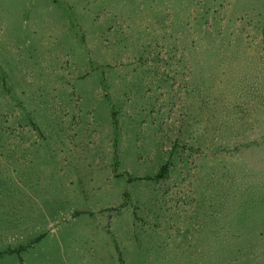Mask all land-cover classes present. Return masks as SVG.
<instances>
[{
  "label": "rangeland",
  "instance_id": "374dc122",
  "mask_svg": "<svg viewBox=\"0 0 264 264\" xmlns=\"http://www.w3.org/2000/svg\"><path fill=\"white\" fill-rule=\"evenodd\" d=\"M0 264H264V0H0Z\"/></svg>",
  "mask_w": 264,
  "mask_h": 264
},
{
  "label": "crops",
  "instance_id": "0c3cea01",
  "mask_svg": "<svg viewBox=\"0 0 264 264\" xmlns=\"http://www.w3.org/2000/svg\"><path fill=\"white\" fill-rule=\"evenodd\" d=\"M108 175H117V174H115L114 172H109ZM126 195L127 194L124 193L122 196H126ZM121 205L124 206L123 203H119L118 204L119 207ZM113 208H115V207H112V203H111L110 205L105 204V206H104V204H101V205H98L95 208L91 207V209L89 210L90 212L88 210H80V209L73 210V211H70V212H73L74 215H78V216L80 214H88L90 216L89 217L90 219H94L95 220L94 221L95 222V230L99 229L100 231H103L104 235L105 234L108 235V238L106 236L104 237L105 242L102 243V244H104V245H106L108 247L107 244L111 243V240H113L112 236H111V231L109 232V230H106V229H109L108 225H110V223L112 221L111 215L109 213V216H108L107 220L106 219H101L100 216H101V213H102L101 211H103V212H107V211L111 212L113 210ZM129 215H130L129 218H131L130 228L133 227V223L134 222L138 223V222L142 221L140 218H137L138 215H137L136 212H131ZM91 238L94 240L96 237L91 235ZM114 248L115 249L117 248L116 244H114Z\"/></svg>",
  "mask_w": 264,
  "mask_h": 264
},
{
  "label": "trees",
  "instance_id": "16d2710c",
  "mask_svg": "<svg viewBox=\"0 0 264 264\" xmlns=\"http://www.w3.org/2000/svg\"><path fill=\"white\" fill-rule=\"evenodd\" d=\"M166 167V165H162L159 169H164ZM155 176H157V175H155Z\"/></svg>",
  "mask_w": 264,
  "mask_h": 264
}]
</instances>
